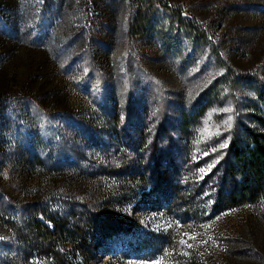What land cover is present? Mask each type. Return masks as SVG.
Segmentation results:
<instances>
[{
  "label": "rangeland",
  "instance_id": "rangeland-1",
  "mask_svg": "<svg viewBox=\"0 0 264 264\" xmlns=\"http://www.w3.org/2000/svg\"><path fill=\"white\" fill-rule=\"evenodd\" d=\"M140 8L150 26H133ZM170 8L197 33L177 31ZM228 67L248 76L234 93L252 99L249 80L264 83V0H0V264H49L4 222L30 201L97 225L80 264H264V191L210 215L209 188L198 186L230 138V89L214 84ZM203 94L208 106L179 131ZM162 103L178 150L151 177L144 161ZM71 121L87 126L88 146L86 134L74 142Z\"/></svg>",
  "mask_w": 264,
  "mask_h": 264
},
{
  "label": "trees",
  "instance_id": "trees-1",
  "mask_svg": "<svg viewBox=\"0 0 264 264\" xmlns=\"http://www.w3.org/2000/svg\"><path fill=\"white\" fill-rule=\"evenodd\" d=\"M151 1V0H150ZM172 20L177 31L197 33V27L182 16L179 8H170ZM54 29L60 26L61 12L56 10L52 17ZM133 26H150L148 15L142 8L134 14ZM163 44L169 45L176 51V43L172 42L171 33L165 28H160L157 32ZM248 79L243 74L235 75L231 68H227L225 73L218 77L214 84L222 82L230 89L229 97L233 111V124L230 130V138L223 150L222 156L217 164L206 173L199 186L208 187L207 212L212 215L221 210L241 206L255 202L264 191V83H254L250 79V88L254 89L253 98L242 101L234 93L241 81ZM246 82V81H245ZM210 89L205 92L210 94ZM202 95L196 101L191 113L182 116L178 125V130L186 126L190 118L200 116L209 104V98ZM68 130L71 132L72 139L76 143L78 136L86 138L83 143L88 146L93 137H88L87 126L84 122L75 123L71 121ZM171 121L164 115L163 103L160 105L159 121L154 126L153 135L149 139L148 152L144 161V167L151 175L163 167L164 163L173 162L176 159L178 147L171 138ZM92 136V135H91ZM97 144V142L95 143ZM93 151L100 149L97 145L91 148ZM76 158L84 152L78 145L71 147ZM158 169V170H157ZM83 172L78 171L75 166L71 171V178L79 180ZM69 174V172H68ZM19 221L4 220L5 223L13 226L17 233L20 248L36 252L45 257L49 264H80L77 261V253L85 254L92 252L97 244L90 240L86 234L87 228L99 230L96 224L90 227L91 219L77 215L71 206L62 204L57 207H43L39 201H30L18 209ZM90 214V213H88ZM137 239V246L142 247L146 244V237L141 236Z\"/></svg>",
  "mask_w": 264,
  "mask_h": 264
}]
</instances>
